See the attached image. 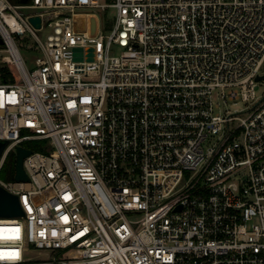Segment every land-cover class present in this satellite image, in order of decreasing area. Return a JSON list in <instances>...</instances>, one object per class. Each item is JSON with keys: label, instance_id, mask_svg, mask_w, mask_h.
Returning <instances> with one entry per match:
<instances>
[{"label": "built area", "instance_id": "obj_1", "mask_svg": "<svg viewBox=\"0 0 264 264\" xmlns=\"http://www.w3.org/2000/svg\"><path fill=\"white\" fill-rule=\"evenodd\" d=\"M0 36V169L44 149L0 264H264V0H0Z\"/></svg>", "mask_w": 264, "mask_h": 264}, {"label": "water", "instance_id": "obj_2", "mask_svg": "<svg viewBox=\"0 0 264 264\" xmlns=\"http://www.w3.org/2000/svg\"><path fill=\"white\" fill-rule=\"evenodd\" d=\"M30 0H17V2H29ZM85 16L77 17V28H85ZM32 22L36 26H40V18L32 17ZM3 43V39L0 36V44ZM81 48H75V59H81ZM93 48H88L87 58H93ZM264 76H259L258 79H263ZM8 145L7 140H0V161L3 156L4 150ZM32 150L19 145L16 147V163H15V181H28L29 177L24 169V160L32 154ZM24 215V211L19 202V196L10 192L7 188L0 184V217H14Z\"/></svg>", "mask_w": 264, "mask_h": 264}, {"label": "rangeland", "instance_id": "obj_3", "mask_svg": "<svg viewBox=\"0 0 264 264\" xmlns=\"http://www.w3.org/2000/svg\"><path fill=\"white\" fill-rule=\"evenodd\" d=\"M10 1L13 2V3L17 2V0H10ZM102 1L103 2H106L108 0H102ZM109 18H111V15H110ZM21 51H22V55H23V57H24L27 65H28V67L33 68L34 67V63H33L32 54L29 53V51H28V49L26 48L25 45H22L21 46ZM113 52L116 53V54H119L121 52V50L117 46V47H114ZM257 96L260 97V98H262L264 96V79H262V80L259 81V87L257 89ZM245 106H246L245 103H239L238 105H231L230 109L232 111H234L236 108H238V110H240V109L244 108ZM211 143H212V140H208L204 145H205V147H207ZM24 145L26 147H28V145L34 146V147L35 146H40L41 147L43 145V141H41V140H35V139L34 140H29V141H26L24 143ZM2 179L5 180V181H14L15 180V177L14 176L12 177L10 175L9 171L7 170V171H5L4 177ZM45 196L46 195H40L39 198L42 199Z\"/></svg>", "mask_w": 264, "mask_h": 264}, {"label": "trees", "instance_id": "obj_4", "mask_svg": "<svg viewBox=\"0 0 264 264\" xmlns=\"http://www.w3.org/2000/svg\"><path fill=\"white\" fill-rule=\"evenodd\" d=\"M28 148L31 150H34V151L44 150L42 146L41 147L40 146L34 147V146L28 145ZM15 163H16V154H15V152H10L7 155L5 161H4V163L0 169V179H2L4 177V173L7 170L9 171V173L12 177L14 176V174H15Z\"/></svg>", "mask_w": 264, "mask_h": 264}]
</instances>
